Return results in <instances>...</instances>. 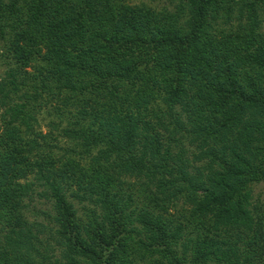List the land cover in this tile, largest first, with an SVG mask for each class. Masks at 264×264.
Listing matches in <instances>:
<instances>
[{"label": "trees", "instance_id": "1", "mask_svg": "<svg viewBox=\"0 0 264 264\" xmlns=\"http://www.w3.org/2000/svg\"><path fill=\"white\" fill-rule=\"evenodd\" d=\"M260 184L264 0H0V264H264Z\"/></svg>", "mask_w": 264, "mask_h": 264}, {"label": "rangeland", "instance_id": "2", "mask_svg": "<svg viewBox=\"0 0 264 264\" xmlns=\"http://www.w3.org/2000/svg\"><path fill=\"white\" fill-rule=\"evenodd\" d=\"M47 115L46 114H43L42 113V118H47L46 117ZM46 121H47V119H45L44 121L42 120V123H41V129L43 130V131H46L47 129H48V127H47V125H46ZM260 185H262L261 186V188H264V184H260ZM260 188V186L258 185L256 188H255V190H256V192L259 190V191H262V197H263V199H264V189L263 190H260L261 189ZM38 206H40V207H45L44 205H38Z\"/></svg>", "mask_w": 264, "mask_h": 264}]
</instances>
